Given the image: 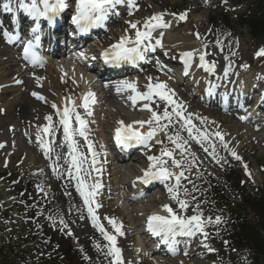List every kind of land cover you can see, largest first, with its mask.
Segmentation results:
<instances>
[{
  "label": "snow or ice",
  "instance_id": "snow-or-ice-1",
  "mask_svg": "<svg viewBox=\"0 0 264 264\" xmlns=\"http://www.w3.org/2000/svg\"><path fill=\"white\" fill-rule=\"evenodd\" d=\"M128 8V14L131 16L133 10L138 9L137 0H75V14L71 17L72 23L77 26L81 31H87L90 27H102L104 22L108 19L109 15L116 12L118 6L125 5ZM69 7L68 0H31L30 3L25 2V0H18V8L30 16L36 23L35 27L31 28L33 34L31 39H28L24 44L23 55L24 59L30 61L33 65L43 63L40 57L35 52L36 43L40 40L39 24L38 22L43 18L48 20L50 23L55 20L62 12H64ZM4 9L7 12H12L14 9L9 3L4 4ZM118 14V13H116ZM187 13L181 14L179 19L183 20L186 18ZM164 13H155L152 16L146 18L143 21L142 26L140 22L128 21L129 29L134 30V37L128 34V30H125V34L120 37V39L111 45L109 49H106L101 53V56L105 64L108 65H119L121 63H136L137 61L144 59V53L149 50H155L157 46L163 47L161 39L154 37L153 33L157 29H167L171 25L164 19ZM164 32L160 31L159 37H163ZM3 37L6 41L11 43L18 37L14 35L11 31L4 30ZM199 38V35H197ZM155 40V43L152 41ZM219 44L220 41L218 40ZM235 54V53H233ZM194 52H184L181 54V59L184 62L185 68L189 69L193 62ZM259 57H264V48H261L256 53ZM83 57L84 53H80ZM95 59V57H93ZM199 67L203 68L208 73H215L216 65L215 63H209L205 59V55L201 54L199 56ZM247 67V65H244ZM225 75L228 74L229 69L225 68ZM187 74V71L185 72ZM262 78V77H258ZM149 81L152 80L151 77L148 78ZM40 78L37 77V83H39ZM20 83V81H17ZM147 91L140 92L137 89L136 82L132 81H121L116 86V91H128L130 94L128 99L132 102L133 106L137 104L138 101H146L143 104V108L151 113L148 120H137L133 123L125 124L124 121H118V127L115 129V140L116 143L123 147H130L134 144L143 145L145 147L149 146V142L153 140L159 132L165 131L169 125H171L173 120L183 121L182 128L186 129L190 138L196 140L197 143L203 146L204 142L209 139L206 133H202L199 128L192 123V113L185 115V106L175 100L173 97L175 93L172 89L168 88L165 82L149 83L147 86ZM215 85H213V88ZM213 88H209L208 92L211 95ZM32 95L37 99L44 101L46 98L37 92H33ZM153 97H158L160 100L166 102V107L163 113L154 111L151 107ZM83 103L79 107L83 108L87 116H91L90 105L95 103L94 93L88 92L83 98ZM75 101L71 97L67 98L65 106L63 109L58 107L56 104H52V108L56 110V115L59 117V124L63 128L64 141L68 146L70 157V167L68 170V175L77 180V191L83 198L84 204L87 208L88 214L92 220L93 227H95L108 242L107 244V256L112 257L111 264H124L122 259L121 249L117 246V235H123L122 225H119L115 218H108V223L112 226L115 234L107 231L103 224L100 223V218L96 215V208L100 205L96 203L94 197L98 190L102 188V184L96 181L93 184H87L85 179L80 175L83 171L85 176L89 175L87 169L83 166L88 162V158L79 152L77 147V141L75 137L78 135L84 137L85 141L89 144V152L91 153V161L89 167L96 172H100L102 169L95 167L99 161L97 157L100 153L93 150L91 142L87 140L88 121L76 110ZM168 106H171V111H169ZM45 119L48 121L42 132L44 135L54 134L55 128L53 124V117L51 115L46 116ZM201 123H204L207 118L196 117ZM240 119H245V117H240ZM73 121L78 127L73 126ZM162 121H167V123H162ZM148 125V130L142 132L140 129ZM138 126V127H137ZM197 135H193V132ZM216 137L219 138L221 145L231 153L234 159L240 160L241 157L236 154L234 149L228 147V143L224 141V136L219 131L215 133ZM169 141L175 145L176 148L181 150V155L185 152H189V149L185 147L188 141L184 140L177 132L174 136H168ZM37 140L40 143V147L44 150L47 156L52 149V142L45 141L43 137L38 133ZM157 143L161 141L157 140ZM3 147V145H0ZM207 152L208 149L204 148ZM193 159L190 163H195V154L191 153ZM211 155L216 159L217 163L220 162L223 157L217 159V154L215 146H212ZM167 157L168 159H164ZM59 158V157H58ZM171 160L172 167L182 168L183 162L181 160L175 159L174 152L171 149L163 148L161 150L160 156H148V161L150 162L148 168L145 170L144 175L140 177L142 183L148 184L152 181H159L165 184L167 191L173 200H176L179 204L181 210L188 208V203L186 200L180 199V181L184 178V171L174 172L170 167H168V162ZM73 169L75 170V175L73 174ZM247 170V165H245ZM53 171H57L56 168ZM174 180V184L168 186L167 182ZM39 187V186H38ZM42 190V189H41ZM187 193V189L184 190ZM95 205V207H93ZM198 207V206H197ZM162 210L168 215L153 214L148 217V230L156 236H160L162 243L169 246L171 250L174 251V245L176 244V237L186 236L193 237L197 233H201L207 238V232L204 231L206 224H219L221 223V217L217 216L213 221L211 218L205 219L201 214H196L192 216H182L178 215L176 211L168 204L163 205ZM60 223L66 228L67 225L61 220ZM63 230V229H62ZM71 235V232L68 233ZM100 246L97 245V248ZM205 248L209 251L213 249L209 248L207 244H204ZM187 254V253H185Z\"/></svg>",
  "mask_w": 264,
  "mask_h": 264
},
{
  "label": "rangeland",
  "instance_id": "rangeland-1",
  "mask_svg": "<svg viewBox=\"0 0 264 264\" xmlns=\"http://www.w3.org/2000/svg\"><path fill=\"white\" fill-rule=\"evenodd\" d=\"M155 1V0H154ZM158 0H156L157 2ZM215 1V0H213ZM212 1V2H213ZM170 2H174L173 4L175 6H177L179 9H184L186 8V11H188V14L190 16V19L189 21L187 22L186 26L187 27L188 25L189 26H194L196 25L197 23L200 24V28H204L207 36L210 38L211 41L214 42V46H221L225 49H227V45H231L233 43V41H240V37H238L237 35L235 36H232L231 38L224 35L223 37L221 36L219 39H218V34H219V31L218 29L217 30H214V28H212L210 31V27H208L206 24H205V19L202 18L199 20V17L200 15H203L205 12L207 11H203L201 10L199 7L200 6H196V3H189L188 1L186 0H162V3L166 4V5H172V3ZM220 3V10H216L215 12H210V13H213V15H215L218 11H221V10H226V11H229V13L232 11V9L230 7H226V6H223L222 5V0L219 2ZM213 5H216L215 2H213ZM208 14V13H207ZM219 16V15H218ZM222 19L221 17L218 18L217 20V23H216V26H220V27H223L222 26ZM242 39H243V42H244V51H240L239 55L240 57L244 58L246 55L248 56V58H251V52L257 50L258 48L260 47H263L264 45V41L261 42L260 44H254L255 42H253L249 37L248 35H244L242 36ZM220 41V43L218 44L217 41ZM213 46V47H214ZM235 52V50H232L230 53L233 54ZM245 52V53H244ZM237 69V68H235ZM32 99L34 100V108L36 109L38 106H40V108H38V111L35 113V116L33 115H30V113L26 114V115H22V118L21 120L19 121L20 123V126H21V129L25 130L30 126H36L37 123L39 122V116L41 117H46L48 115H51V112H52V104L50 105H44V102L46 101H41V100H37L35 97H32ZM25 97H19L18 101L20 103H24L25 102ZM28 102V100H26ZM199 112L198 113H203L204 111H201L198 110ZM211 116L213 117H220L221 114H219L218 112H213L211 111L210 112ZM12 116L16 117L15 116V111L13 112ZM3 124H8V122L5 120L2 122ZM214 123L211 124L209 127L210 130H212V132H221V134H226L229 132V131H223L222 129H219L218 127V124L215 126L216 127H213ZM223 127H229V128H234V124L230 121H225V125ZM5 128L2 127V132L4 131ZM224 129V128H223ZM237 132L238 130L237 129H232V133L234 132ZM1 132V131H0ZM1 132V133H2ZM203 133H205V131H203ZM231 132H229L230 134ZM236 135L237 134H233L231 136V138L235 139L236 138ZM1 137H2V134H1ZM0 137V139H1ZM210 139H213L212 136H209ZM239 142H240V146L238 145L237 147L240 148V157H245V159L247 160V163H250L251 164V176H252V179H255L258 175H260L259 179H255L256 182H259V184L261 182L264 181V176L261 175L259 169H258V166H259V163L260 161L264 160V149L257 146L255 144V142H251L252 144V147H250V145H247L246 142L244 141V139L242 138V136H239ZM215 143L217 141H219V138L216 137L215 138ZM216 149L217 151L220 153V155L224 158H229L230 157V152L227 151L222 145L221 143H218L216 145ZM3 153L2 151L0 152V170H4V169H10V170H13L15 171L14 173L15 174H19L20 175V178L22 177V179H26L27 177L28 178H37L39 179V183L36 182V196H35V204H38V200L40 199L39 197H42L43 198V201H50L52 198L57 201L58 203V207L60 208L61 211H63L62 213V216L65 217V221H64V224L67 225L66 228H69L71 230H73V232L75 233L74 238H73V241H74V244L77 248L81 249L83 252H84V249H83V246L85 245L86 247H88L93 253H96L95 252V245H94V242H97L94 241V236L95 235L94 233H92V235L89 234L88 231H83L82 228H81V221H80V218L73 214L71 212V205L74 204V201L70 200L68 197L66 198L65 195L60 191V189L58 187L54 188L53 185H49V187H52L49 191L51 192V196L50 195H47L46 191H48V186H43L42 187V179L39 177V176H36V175H30V172H29V169H28V165L27 163H25L23 161V158L20 156V153L18 154H14L12 155L10 158H9V163H4V158H3ZM230 163H233V164H236L237 166H240V162H237V160L235 159H231L230 160ZM37 164H40L39 162H37ZM7 166V167H6ZM223 167V162H219L217 163L216 161V165H214L212 168L214 169V174L216 173H221L219 172L218 170L222 169ZM13 173V174H14ZM7 186V182L5 181H2V183H0V187H6ZM11 186V185H9ZM39 186V187H38ZM42 189V190H41ZM41 190V193H39V191ZM194 193H191V196H190V199L194 200ZM42 207V206H41ZM47 213V211H45L43 214H40L38 216H43ZM60 219H58L57 221H54V223H52V229L53 230H57V231H61V229L64 227L61 223H60ZM0 225H2V219L0 218ZM17 230V229H16ZM6 238H8V234H7V230H3V228L0 227V239L1 241L4 243V241L6 240ZM82 240L83 243H80ZM211 248V247H209ZM208 249V248H206ZM212 249V248H211ZM190 262L194 263V264H216L214 262V260L212 259H208V257H205L204 255L200 254L198 256H194V257H191L190 258ZM147 264H151V263H147ZM174 264H178V262H174Z\"/></svg>",
  "mask_w": 264,
  "mask_h": 264
},
{
  "label": "bare ground",
  "instance_id": "bare-ground-1",
  "mask_svg": "<svg viewBox=\"0 0 264 264\" xmlns=\"http://www.w3.org/2000/svg\"><path fill=\"white\" fill-rule=\"evenodd\" d=\"M195 68L196 69L194 70V72H197V70H198L197 66H195ZM64 70H66V69H63V71ZM63 71L60 70L57 67V65H51V66L47 67V72H48V75H51L50 76L51 79L57 77L59 80H61V82H64V80L66 79V76L64 75ZM27 72L28 71L24 67L17 65L16 60L14 58H10L6 52L0 50V100L2 101L1 106H5L6 109H9V110L14 108L16 106V103H17L16 96L10 102L8 99H5L4 94L8 89H10L8 91L11 93L12 88H15L17 91V94H18V92L20 91V89L23 88V86H26L25 88L28 89L29 92H32V93L37 92L40 95L46 97L51 103L56 104L60 108H62L64 106V103H63L64 93H63V91L62 90L54 91L55 89H52V87H51V82L53 83L54 81L51 80V82H50L48 80H44L42 77H39L40 81H39V83H37V76L36 77L35 76H29L26 74ZM69 75H72V73H70ZM259 76L254 75V74H250L247 78L248 79L247 83L244 85H238L239 87H237L236 92L241 96L246 94V93H249L251 88H253L254 86H258V84L256 85V83L260 80V78H258ZM72 77L73 76H70L68 78V80H72ZM17 81H20V83H17ZM8 82H10L11 84ZM66 84H68V83L64 82V85H66ZM238 84H241L240 81L238 82ZM58 88H62V87L59 86ZM65 90H66L65 91L66 96L68 95V97H69L70 89H68V90L65 89ZM260 90L261 91L255 96L256 97L255 105H258L260 102L262 103V101L264 100V88H263V86L261 87ZM87 93L88 92H87L86 88H84L81 91L82 96L86 95ZM11 96H13L12 93H11ZM19 106H20V108H19L20 113H26L27 114L28 111H31L30 110L31 107L29 108L28 104L23 103V104H19ZM93 110H94V106L91 107L92 112H93ZM255 110L256 109H252L250 111L251 115L256 114ZM260 121H262V120H260ZM12 125H13V123H12ZM261 127H263V130H264V123L261 124ZM258 136H259L258 140L260 142H264V134L258 135ZM3 138H4V141L9 142V145H11V147L7 149L8 151H11V150H14V149L20 147L25 152L24 158L26 161H28L31 164L33 162H36V156L34 153L37 151V149L35 148V145H26L24 143L17 126H14L12 134L9 133V131H8V132H6V134H4ZM12 143H14L15 146H12ZM6 146H8V145H6ZM121 171H122V169H120L119 171H115L114 175H117ZM121 173L124 174V178L126 180L128 177L127 171L124 169ZM126 185H129V184L127 183ZM119 188L114 187V190L118 191ZM122 199H124V202L117 201L118 205L120 206L118 208L122 209L121 211L124 213V215L127 213L128 215H131L134 218V213L137 212V214H138V209L133 207L135 199L130 197L129 195L124 196ZM132 220L134 221L135 219H132ZM132 230H134L133 227H132ZM137 249H138L139 254L144 253V245H142L139 238H137Z\"/></svg>",
  "mask_w": 264,
  "mask_h": 264
},
{
  "label": "trees",
  "instance_id": "trees-1",
  "mask_svg": "<svg viewBox=\"0 0 264 264\" xmlns=\"http://www.w3.org/2000/svg\"><path fill=\"white\" fill-rule=\"evenodd\" d=\"M250 24H251V28L253 31H257V30H264V11L262 12L261 15H255L253 16L250 20H249ZM245 234L247 235V237L249 238L250 242H251V233L250 232H245ZM243 234V235H238L236 234L234 237L236 238L235 241L242 247H246V244L245 242L243 243H240L242 238L241 237H244L245 240H246V235Z\"/></svg>",
  "mask_w": 264,
  "mask_h": 264
}]
</instances>
